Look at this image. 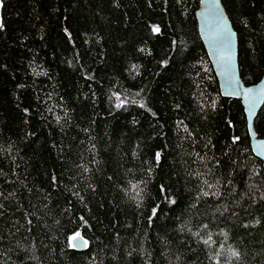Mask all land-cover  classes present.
Returning <instances> with one entry per match:
<instances>
[{"label": "trees", "instance_id": "16d2710c", "mask_svg": "<svg viewBox=\"0 0 264 264\" xmlns=\"http://www.w3.org/2000/svg\"><path fill=\"white\" fill-rule=\"evenodd\" d=\"M221 1L254 85L264 0ZM200 4L3 0L0 264H264L263 162Z\"/></svg>", "mask_w": 264, "mask_h": 264}, {"label": "water", "instance_id": "95a60500", "mask_svg": "<svg viewBox=\"0 0 264 264\" xmlns=\"http://www.w3.org/2000/svg\"><path fill=\"white\" fill-rule=\"evenodd\" d=\"M0 0V28L2 25ZM199 30L216 72L224 97L241 100L245 110L251 144L255 155L264 167V137L255 130V119L264 105V77L254 85H245L239 67V37L221 0H201L197 11ZM78 238L72 243L78 251H84L87 243Z\"/></svg>", "mask_w": 264, "mask_h": 264}, {"label": "snow or ice", "instance_id": "6c2138e0", "mask_svg": "<svg viewBox=\"0 0 264 264\" xmlns=\"http://www.w3.org/2000/svg\"><path fill=\"white\" fill-rule=\"evenodd\" d=\"M153 30L156 31V32H158L159 31V28L158 27H155ZM157 159H159V154H157ZM78 238L82 239V237H80V234L79 233H76V234L73 235L72 240L75 241ZM84 243L86 244L87 242L85 241ZM205 243H208V241H205ZM75 246L76 245L73 244V247H75Z\"/></svg>", "mask_w": 264, "mask_h": 264}]
</instances>
